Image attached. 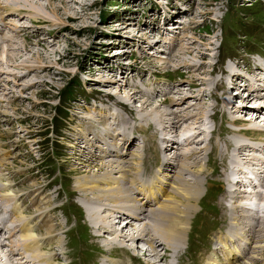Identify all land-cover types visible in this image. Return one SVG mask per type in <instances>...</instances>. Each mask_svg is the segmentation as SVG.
<instances>
[{
    "label": "rangeland",
    "instance_id": "1",
    "mask_svg": "<svg viewBox=\"0 0 264 264\" xmlns=\"http://www.w3.org/2000/svg\"><path fill=\"white\" fill-rule=\"evenodd\" d=\"M0 48V202L9 203L16 194L22 196L8 207L27 209L22 218L32 220L31 225L39 228L40 235L32 232L41 245L45 236L51 235L53 248L41 253L50 259L55 253L60 255L61 260L53 264H103L111 244L119 243L113 226H109L115 217L108 218L112 213L118 215L114 203L119 196L104 199L106 206L96 205L95 198L103 193L94 190L93 196L89 191H80L78 178L94 179L95 173H108L118 187L123 175L128 176L120 192L125 196L132 180L147 185L159 173L164 176L162 170L157 173L158 168L175 156L158 149L157 167L153 134L162 133L165 125L177 119V133L194 123L199 137L193 148L173 151L178 153L179 168L171 174H175V182L182 174L180 177L191 184L203 181L202 188L208 191L189 213L190 243L185 239L166 244V249L164 245V254L169 250L165 254L169 260L158 261L152 256L145 260L154 264L172 260L176 264L175 255L183 248L178 257L190 264L184 254L191 250L189 244L196 249L222 227V215H230L218 190L223 184L227 154L235 148L227 140H247V131L230 135L234 127L227 118L233 116L234 110L236 113V108L232 109L237 101V96L232 98L234 92L246 88L238 78L240 69L250 71L253 60L263 61L264 0H0ZM244 61L248 68L240 67ZM228 85L233 93H229ZM134 87L155 92H150V97L145 90L135 92ZM199 91L204 93L197 98L194 93ZM248 106L249 112L254 111L250 103ZM116 108L122 110V117L116 116ZM242 110L248 117V108ZM240 121L239 125L250 123ZM132 129L134 137L129 134ZM254 137L249 139L263 136ZM146 139L151 140V151L142 152ZM106 141L112 145L107 147ZM200 148L199 154H189ZM108 163L112 167L101 175L99 165ZM182 163L186 165L183 172ZM163 168L166 172V165ZM203 175L208 184L214 185L212 190L204 184ZM97 187L111 186L103 183ZM66 201L69 206L61 209V202ZM24 213L25 210L15 213L16 220ZM240 218L235 221L239 223ZM157 223L156 220L154 227ZM101 224L104 229H99ZM124 225L119 219L115 228L120 233ZM136 226L143 229L140 224ZM244 229L253 245H264V223ZM97 232L102 239L94 237ZM126 232L133 233L126 229L125 236ZM156 235L163 241L161 233ZM145 242L137 244L133 240L126 246L144 248ZM262 248H252L250 256L262 257ZM205 250L202 248L197 258L204 256ZM68 253L72 256L68 257ZM111 253L124 260L132 258L127 250ZM237 261L232 264L248 263L247 259ZM133 262L140 264L134 259Z\"/></svg>",
    "mask_w": 264,
    "mask_h": 264
},
{
    "label": "bare ground",
    "instance_id": "2",
    "mask_svg": "<svg viewBox=\"0 0 264 264\" xmlns=\"http://www.w3.org/2000/svg\"><path fill=\"white\" fill-rule=\"evenodd\" d=\"M35 18H37V16ZM39 69H41V68H39ZM255 69H257L255 66L254 67L250 66V72H253ZM28 70H29V68H28ZM37 70H38V68H37ZM238 76H239L238 78H241V80L245 78L242 75H238ZM254 82L259 83V85H255L256 87L251 88L250 91L254 92L255 94H256V91L260 92V93L263 92L264 91V74L263 75L262 74L257 75L254 78ZM240 85L241 84H238V85L236 84V87H239ZM232 91H233V88L229 87V93H231ZM169 92H170V90H169ZM133 96L131 95L130 97L134 99L135 97H133ZM166 96H168V95H166ZM246 97H248V99H250L249 94ZM232 98H233V100H235L234 99L235 96ZM248 99L245 98L244 99L245 102L240 103V104L243 105V108L245 109V108H249L248 105L250 103V105L253 106V108H255L253 112H255V110H256V112H255L256 115L254 113L249 112V114H251V116H252V119L246 120V118H245L246 114L244 115L245 110H242L243 108H236V113L234 110L233 114L238 115V118H235L234 116H229V118H227V121L232 122L235 125L241 124L240 120H245V121H248L250 123L239 125L240 127H238V130H236V131L230 129L231 130L230 135H232V136L237 134V133H240L241 130H245L247 132H244V131L243 132L248 135V136L246 135L247 138H255L254 137L255 134H257L256 131L257 132L260 131V128H257V126L258 125L260 126L261 124H262V126L264 125V115H263L264 113L261 112V110L264 109V96L259 99L257 106H255L256 101L253 100V102L248 103V101H247ZM235 102H237V101H235ZM246 103L248 105H246ZM233 108H235V106L234 107L232 106V109ZM156 109H157V107H156ZM197 110H199V109H197ZM246 111H247V109H246ZM152 113H155V111L153 110ZM115 117H113V118H115ZM241 117H244V118H241ZM187 118H189V117H187ZM191 118H192V116H191ZM176 120L177 119H175V121L173 120L172 125L169 123L170 122L169 121L168 123L170 125L167 127L165 125L163 130L161 129L162 132L176 134L177 133L176 129H175ZM155 123H156L155 125H157V122H155ZM179 124H181V123H179ZM242 126H247V127L242 128ZM248 126L250 127V129H248L249 128ZM158 129L159 128H157V130ZM181 129H183V127ZM159 131H160V129H159ZM156 135H158V132H156ZM111 137H113V135ZM198 137H194L192 140H187L183 145H179L178 143L166 142L167 145L165 148H163V150L165 149L166 152L169 151L175 157L171 160V162H169L170 160L166 161V158H165L166 162L164 163V165H166V172L164 171V168H163L164 165L161 166L160 168H158L159 172H161V170H162V173L164 176L160 175V173H159L158 176L155 177V181L154 182H148L147 185H141L137 182V180H136V182L134 180H132L131 181L132 182V185H131L132 189L130 191L129 190L127 191V193L125 195L126 197L124 196V192L122 194H120V192L124 191V187L122 188V185H123L122 182H123V179L126 180V178L128 176L126 177L125 175H123V177H125V178L121 179L119 181L120 183L118 182L120 184L118 186L119 188L117 186H114L115 182H117V181H115V178H112L113 176L111 177L110 175H108V173H106L109 171L108 168L112 167L109 163L104 164V165L103 164L99 165V169L97 170L98 172L101 171V175L106 173L108 176L107 175L106 176H99L95 173V174H93L95 177L94 179H92L90 176H84V177L78 178L76 183L78 184V189L80 191H89V193L92 194L93 196H94V190L98 191L99 193L100 192L103 193L102 196L98 195L99 198H95V200H97V203H95L96 205H99L100 203H102L103 206H106L108 204L104 203L103 201L106 202V200H108L109 197H111L112 195L118 194L119 198L117 199V201L114 204L116 205L117 208H119L118 206H120L121 208H124L127 211V213L124 212L122 214V216H118V215L116 216V214H113V213L110 217L108 216L109 219L115 217L113 220L114 222H110V225H109V226H113V229L115 230L113 235L116 236V241H119V243H114V244H120L121 243V245L119 247H114L115 249L126 250L124 245H126L127 242L134 240V242L135 243L137 242V244H138L139 242H143V241L147 240V242L150 245L149 246L150 248L146 247V251L143 249H139L138 246H137V249L131 248L134 252V255H140V251H141L144 253V256H143L144 260H145V258H150V260H151V256H156V255H158V252H161L162 254H160L159 257H160L161 261H164V260H169V258L166 257V255H165L166 251L169 252V250L168 249L165 250V254H164V245H165V249H166V244L168 246H170V244H172L174 242L182 243L183 241H185V239H188V243H189V241H190V230H191L189 213L191 210L192 211L195 210V207H196L195 204L196 203H198V202L201 203L200 198H201V195L203 194L202 192H205L204 191L205 189L203 190V188H202V185H201L202 181L200 182V181L196 180L194 183L195 185L191 184L190 182L186 181L183 177H180L183 174L178 176V180H177L178 182L177 181L175 182V180H174L175 174H171V173L177 167L179 168V166H177V161L179 158V156L177 155L178 153L177 152L174 153L173 151H176V149H179V150L184 149L185 150L189 147H192L194 144H198V140H197ZM247 140H249V139H247ZM247 140L245 142L244 140L241 141L240 139H236V141L229 139V140H227V142H229L228 145L230 147L236 145L235 148L237 150L245 151V153L251 154L252 153L251 151L261 153L260 151H258V149H255V148L251 147L249 149V144H247L248 143ZM109 147H111V146H109ZM199 150H202V148L197 149V150L192 149V151L190 150L189 154H191V153L199 154L200 153V152H198ZM203 150H205V147H203ZM108 152H106V153H108ZM202 153L204 154V151H202ZM242 155L245 156V154H242ZM163 156H164V154H163ZM169 156H171V155H169ZM246 159L249 160V156H247ZM251 160L252 161L249 162V164L251 163L252 165H254V163H255V166L258 170L257 173L255 174V178L258 179V181L260 182V184L262 186H264V161L255 162L254 157ZM227 161H228V156L226 157V163H227ZM184 164L185 163H182V167H180L182 169V172L185 170V167H186V165L184 166ZM118 165H120V164H118ZM183 168H184V170H183ZM201 168L203 170L206 168L202 164V162H201ZM111 172H113V171H111ZM177 174H178V171H177ZM103 183H106V185L111 186V187L109 189L99 188L100 186L97 187L98 185H101ZM247 183L249 184V182H247ZM176 185H177V188H175ZM240 185H241V183H236L235 192L231 193L232 191H230L227 193L228 195H231L232 198L234 199V204L232 207V211L234 214V220H236V217H238V216H240L241 218H245L247 215H249L247 213H244V208H242V205H241V203L242 204L249 203V198H248L249 193L245 192V190H244V192H241L240 191V189H241ZM10 187H11V184L9 185V187L7 189L4 187L5 191H8ZM243 187H245L244 184H243ZM2 192H3V190L1 188V193H0L1 196H3ZM130 192L131 193L135 192V194H132V195H134V197H132L130 195ZM21 197H22L21 195L19 197H17V194H16L14 199L11 202H9V203L6 201L0 202V204H1L0 209L2 211L0 213V218H1V223H0V259L7 257L8 258V264H53L52 259L46 258L41 253V251L45 252L44 249L48 248V250H50V248H53L52 243L54 240L52 239L51 235L48 234L47 238L45 239V243H43V245H41L39 243V241L34 238V233L32 232V231H36V234H39V228H37V227L34 228L31 225V223H33L32 220H30V219L25 220L22 218V216L27 215V212H28L27 209H22V208L17 209L16 207H14V208L12 207V208H10L11 211L9 212L6 208V207H8V205L13 203V201H15L16 199H21ZM93 199H94V197H93ZM104 199H106V200H104ZM114 200H116V196H115ZM244 200H246V201H244ZM90 201L91 200L89 199V202ZM100 201H102V202H100ZM124 202H126L125 204L128 206V209L126 207H123ZM259 202H261V204L263 203L262 200H259L256 204L258 205ZM153 205L154 206L158 205V208L153 209ZM176 206L180 207L181 209H177ZM114 207H112V208H114ZM184 208H185V210H182ZM21 210H25V213H24V215L20 214L21 216H19L18 217L19 219L16 220L15 213H17L18 211H21ZM85 210H86V208H85ZM114 211L117 212V210H114ZM117 213H119V212H117ZM101 218L98 221H100ZM14 219H15V222H14ZM119 219L125 221L124 222L125 225L121 228L120 233L118 232V229L115 228V225L117 223H119ZM156 220L158 223H157V226L154 227V223L156 222ZM8 222L14 223L15 227L13 229L7 227ZM263 223H264V221H257L254 219L252 221V223L249 224V226L255 227L256 224H263ZM136 224L142 225V227H140V228H143V229L138 230L139 227H137ZM43 225H44V223H43ZM152 226L156 230L155 232L152 230ZM101 228L102 229L105 228L103 224H101L99 229H101ZM126 229L133 231V233L130 232L128 234L126 232L127 234L125 236V234L123 232ZM111 231L112 230H110L108 232H111ZM156 232L158 234L161 233L163 235V241H162V239H161L162 237L160 235L159 236L161 238L156 235ZM134 233H135V235H134ZM187 233H188V235H187ZM97 234H98V232L96 233V235H94V237H98V239H102V237L100 235H97ZM122 236H123L124 240H122ZM16 237L18 240L16 239ZM103 237H105V234L103 235ZM219 237L223 238L222 242L225 244H227L228 241L230 240L229 236H227V237L218 236V238ZM117 239H119V240H117ZM138 240H140V241H138ZM247 240L249 241L250 249L263 247L261 250L264 251V245H262V246L258 245V244L253 245L252 244L253 240H250L248 238H247ZM142 245L144 246V244H142ZM112 247L113 246H110V248H112ZM54 248H56V247H54ZM7 249H9V250H7ZM7 251H9V253H7ZM177 251H178V248H177V250H174L173 253H176ZM149 252H152V253H149ZM147 253H149V255H147ZM179 253H180V250H179ZM226 254H227V257L230 258V259H228L227 264H232V262L234 263L237 260H238L237 262H239L241 260L237 257L234 259L235 252L232 248H227ZM176 255H177V253H176ZM54 256H55V258H54ZM64 256L67 257L65 254H64ZM258 256H260V255H258ZM258 256H255V255L250 256V252H249L248 256L244 257V259L245 260L247 259V261H248L247 264H254L253 262H257V261L261 262V260L264 261V254L262 257H258ZM52 258L54 261H57V260L60 261L61 260L60 255H58L56 253H55V255H53ZM107 258H108V261L107 260L106 261L108 264H126L125 261L122 259L111 258V256H109V255L107 256ZM231 258H233L234 260ZM31 260H33L35 263H32ZM150 260L149 261L145 260V261L148 264H154ZM2 264H4V263H2Z\"/></svg>",
    "mask_w": 264,
    "mask_h": 264
},
{
    "label": "trees",
    "instance_id": "3",
    "mask_svg": "<svg viewBox=\"0 0 264 264\" xmlns=\"http://www.w3.org/2000/svg\"><path fill=\"white\" fill-rule=\"evenodd\" d=\"M60 119V118H59ZM61 120V119H60ZM62 121V120H61ZM53 150H55V149H53ZM52 159H53V156L51 157Z\"/></svg>",
    "mask_w": 264,
    "mask_h": 264
}]
</instances>
